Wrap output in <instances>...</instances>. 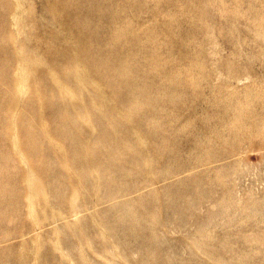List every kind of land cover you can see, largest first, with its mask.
Returning a JSON list of instances; mask_svg holds the SVG:
<instances>
[{"label": "rangeland", "instance_id": "rangeland-1", "mask_svg": "<svg viewBox=\"0 0 264 264\" xmlns=\"http://www.w3.org/2000/svg\"><path fill=\"white\" fill-rule=\"evenodd\" d=\"M20 2L0 0V264H264V0Z\"/></svg>", "mask_w": 264, "mask_h": 264}, {"label": "bare ground", "instance_id": "bare-ground-1", "mask_svg": "<svg viewBox=\"0 0 264 264\" xmlns=\"http://www.w3.org/2000/svg\"><path fill=\"white\" fill-rule=\"evenodd\" d=\"M17 3H18V7L20 8V10H22V5H21V2H20V0H17ZM81 7V6H80ZM19 16V15H18ZM16 17V18H19V17ZM69 16V15H68ZM83 16V15H82ZM60 19V18H59ZM82 22H83V20H82ZM69 26V25H68ZM67 26V28H69ZM88 26V25H87ZM83 27V26H82ZM71 28V27H70ZM85 30V29H84ZM77 31H75V34H76V36H77V33H76ZM78 33H79V31H78ZM73 34V33H72ZM75 37V36H74ZM113 40H114V38H113ZM116 41V40H115ZM257 41V40H256ZM131 43V42H130ZM120 44H121V42H120ZM133 48V47H132ZM134 49V48H133ZM132 52H134V51H132ZM133 54V53H132ZM146 54V53H145ZM156 54V53H155ZM134 55V54H133ZM146 55H148V54H146ZM151 56V55H150ZM155 56V55H154ZM159 56V55H158ZM143 57V56H142ZM127 58V57H126ZM131 58V57H130ZM147 58H148V56H147ZM153 58V57H152ZM152 58H151V60H152ZM143 59V58H142ZM145 59V58H144ZM154 59V58H153ZM149 59H147V61H148ZM143 61H146V60H143ZM151 62V61H150ZM22 63V62H21ZM24 63H26V61L24 60ZM24 63H22V65L24 64ZM145 64V66L147 65L146 63H144ZM27 65V64H26ZM30 66V65H29ZM28 66H22L21 68H19V70L20 71H18V73H19V75H20V78L21 79H19V80H21V82H20V85H18L19 86V93L20 94H24L25 93V91L27 90V87H28V85H27V83H26V79H28L29 77H28V72H29V70L28 69H31V68H27ZM31 71V70H30ZM52 72V71H51ZM53 74V73H52ZM30 75H31V73H30ZM28 77V78H27ZM29 80V79H28ZM177 81V80H176ZM175 82V81H174ZM29 83V82H28ZM176 83V82H175ZM180 83V82H179ZM186 83V82H185ZM178 84V83H177ZM188 84V83H187ZM171 85H172V82H171ZM178 85H180V84H178ZM171 87V86H170ZM169 87V88H170ZM164 89V88H163ZM28 91H29V88H28ZM235 92V91H234ZM173 95V94H172ZM18 96H19V94H18ZM24 97V96H23ZM22 97V98H23ZM18 99V98H17ZM236 99H237V97H236ZM239 99V101L241 100L240 98H238ZM253 99V98H252ZM19 100V99H18ZM236 102H237V100H236ZM241 104H242V101L240 102ZM248 103V102H247ZM237 104H239L238 102H237ZM251 104V103H250ZM238 106H240V105H238ZM244 106H245V104H244ZM248 106V105H247ZM251 106V105H250ZM250 106L248 107V109H250ZM237 107V106H236ZM243 107V106H242ZM252 107V106H251ZM257 107V106H256ZM238 108V107H237ZM234 110L236 109L235 107L233 108ZM246 109V108H245ZM253 109V108H252ZM252 109H250V110H252ZM255 109V108H254ZM260 109H262V108H260ZM241 110H242V108H241ZM237 111V110H236ZM240 111V110H239ZM253 111V110H252ZM260 111L261 110H259V113H260ZM263 112H264V109L262 110ZM241 112V111H240ZM240 112H238V114L240 113ZM244 113H246V111L244 110ZM254 113V112H253ZM255 113H258V111H256ZM262 113V112H261ZM220 114H221V112H220ZM233 114H234V112H233ZM236 114H237V112H236ZM240 114H242V113H240ZM240 114H239V116H240ZM251 114V113H250ZM224 115V114H223ZM245 115H247V114H245ZM244 115V116H245ZM259 115V114H258ZM239 116L238 117H236L237 119L239 118ZM16 117V116H15ZM225 117H227V116H225ZM235 117V116H234ZM246 117V116H245ZM259 117V116H258ZM257 117V118H258ZM243 118V116L240 118V119H242ZM261 118V117H260ZM218 119V118H217ZM228 119V118H227ZM245 119V118H244ZM259 119V118H258ZM258 119H254L253 118V120H258ZM263 119V118H262ZM220 120V119H219ZM247 120H248V117H247ZM261 120V119H260ZM210 121V120H209ZM238 120H235V122H237ZM241 121V120H240ZM244 121H246V120H244ZM244 121H242V123L244 122ZM15 122V121H14ZM239 122V121H238ZM237 122V123H238ZM247 122H250V121H247ZM256 122H258L259 123V120L258 121H255V123ZM262 122V121H261ZM237 123H235V124H231V129L229 128V127H227L226 128V130L227 129H230V130H235V127H234V129H233V127H232V125H237ZM246 123V122H245ZM254 123V122H253ZM224 124V123H223ZM15 125V124H14ZM218 125V124H217ZM241 125V124H240ZM255 125V127L257 126L256 124H254ZM242 127L241 128H244V126H243V124L241 125ZM249 126V125H248ZM253 126V125H252ZM261 126H262V124H261ZM216 127V126H215ZM239 127V126H238ZM246 127H247V124H246ZM250 127V126H249ZM201 128V127H200ZM209 128V127H208ZM219 128H221L220 126H219ZM223 128V127H222ZM221 128V129H222ZM251 128V127H250ZM253 128V127H252ZM257 128H258V126H257ZM257 128H255V129H251V130H254V132H255V130L257 129ZM212 129V128H211ZM214 129V128H213ZM245 129H247L248 130V127L247 128H245ZM215 130V129H214ZM213 130V131H214ZM218 130V129H217ZM217 130H216V133H217ZM223 130V129H222ZM238 130V129H237ZM236 130V131H237ZM212 131V130H211ZM210 131V132H211ZM245 131V130H244ZM249 131V130H248ZM257 131H259V133L261 134H263V132L264 131H260V129L259 130H257ZM256 131V132H257ZM199 132V131H198ZM210 132H209V134H210ZM219 132V134L220 133H222V132H220V130L218 131ZM223 132H226L225 130L223 131ZM247 132V131H246ZM251 132V131H250ZM253 132V131H252ZM212 133V132H211ZM258 133V132H257ZM257 133L255 134L256 136H257ZM18 134V133H17ZM213 134H214V132H213ZM218 134V135H219ZM238 134V133H237ZM250 134V133H249ZM207 135H208V133H207ZM221 135V134H220ZM219 135V136H220ZM253 135V134H252ZM196 136H198V135H196ZM206 136V135H205ZM218 136V137H219ZM227 135H226V133H225V137H226ZM214 137H215V135H214ZM223 137V136H222ZM245 137V136H244ZM260 137V136H259ZM210 138V137H209ZM212 139H213V137H211ZM210 138V139H211ZM233 138H234V136H233ZM264 138V137H263ZM215 139H217V138H215ZM219 139V138H218ZM222 139V138H221ZM224 139V138H223ZM232 139V138H231ZM244 139V138H243ZM227 140V139H226ZM225 140V141H226ZM264 140V139H263ZM210 141V140H209ZM213 142H216V140L214 141V140H212ZM219 141H221V140H219ZM229 141V140H228ZM228 141H227V143H228ZM236 141V140H235ZM211 142V141H210ZM222 142V141H221ZM231 142V141H230ZM244 142V141H243ZM192 143V142H191ZM208 143V142H207ZM212 143V142H211ZM12 144H13V142H12ZM209 144V143H208ZM232 144H233V141H232ZM203 145V144H202ZM21 146V145H20ZM193 146V145H192ZM200 146V145H199ZM205 146V145H204ZM216 146V145H215ZM232 146V145H231ZM234 146V145H233ZM19 147V146H18ZM211 147V146H210ZM55 148H57V146L55 147ZM59 148V147H58ZM212 148V147H211ZM230 148V147H229ZM246 150H248V149H246ZM174 151V150H173ZM244 152V151H243ZM221 153V152H220ZM175 155V154H174ZM173 155V156H174ZM219 157V156H218ZM210 158V157H209ZM242 158V157H241ZM226 161V160H225ZM240 163V162H239ZM204 164V163H203ZM187 165V164H186ZM204 165H207V164H204ZM31 166H32V164H31ZM189 166V165H188ZM26 170V169H25ZM26 172V171H25ZM14 178V177H13ZM10 181V180H9ZM202 181V180H201ZM80 182V181H79ZM239 182V181H238ZM238 182L236 183V184H238ZM30 184L32 185V187H35L36 188V185H37V181L36 180H33V179H30ZM197 185V184H196ZM200 185V184H199ZM42 186V185H41ZM145 186V185H144ZM126 187V186H125ZM172 187V186H171ZM82 190V189H81ZM75 192H76V190H75ZM78 192V191H77ZM240 194V193H239ZM76 196V195H75ZM239 197H240V195H239ZM222 198H228V195L227 194H224L223 196H222ZM76 199V198H75ZM39 200V199H38ZM161 200V199H160ZM204 201V200H203ZM255 201V200H254ZM226 201H225V199H222V204H224ZM228 203V202H227ZM74 204V203H73ZM77 204V203H76ZM220 204H221V201H220ZM246 205V204H245ZM73 206V205H72ZM71 206V207H72ZM248 206V205H247ZM162 209V208H161ZM227 209V208H226ZM240 209V208H239ZM245 209V208H244ZM238 210V209H237ZM162 211V210H161ZM167 211H169V210H167ZM223 211V210H222ZM262 213V212H261ZM224 214V213H223ZM244 215V214H243ZM233 216V215H232ZM237 217V216H236ZM238 218V217H237ZM56 219V218H55ZM55 219H54V221H55ZM232 219H233V217H232ZM73 220V219H72ZM76 220H78V219H76ZM34 224H36V223H34ZM241 224V223H240ZM77 226V225H76ZM117 226V225H116ZM145 226V225H144ZM36 228V227H35ZM44 228V227H43ZM117 228V227H116ZM239 229V228H238ZM40 230V229H39ZM83 231V230H82ZM239 231H240V229H239ZM42 232V231H41ZM55 232V231H54ZM103 232V231H102ZM38 235V234H37ZM37 235H36V237H37ZM39 238V237H38ZM37 239V238H36ZM42 239V238H41ZM207 240V239H206ZM35 241V240H34ZM40 242V241H39ZM38 243V242H37ZM44 244V243H43ZM215 244V243H214ZM204 247V246H203ZM52 248V247H51ZM56 248H59V244L58 243H56ZM54 250H55V248H53ZM40 251H38L37 253H39ZM45 254V253H44ZM98 254V253H97ZM56 255V254H55ZM35 257V256H34ZM41 257H42V255H41ZM62 258V257H61ZM46 259V258H45ZM45 263V262H44ZM62 263V262H61ZM59 264V263H58Z\"/></svg>", "mask_w": 264, "mask_h": 264}]
</instances>
